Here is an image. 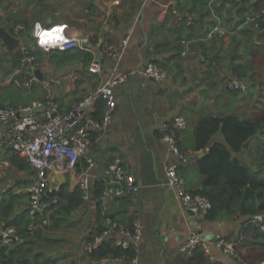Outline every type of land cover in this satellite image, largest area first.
Returning a JSON list of instances; mask_svg holds the SVG:
<instances>
[{
	"label": "crops",
	"instance_id": "crops-1",
	"mask_svg": "<svg viewBox=\"0 0 264 264\" xmlns=\"http://www.w3.org/2000/svg\"><path fill=\"white\" fill-rule=\"evenodd\" d=\"M232 1H208L210 11L205 19L208 30L205 36L200 37L199 30H190L189 27L194 22L195 10L199 8L193 0H73L71 3L74 10L70 12L64 7L69 0H0V25L19 38L20 42L21 38H26L28 43L25 45L30 51V47H36L31 34L35 21L45 25L66 22L72 34L87 35L93 48H54L49 52L40 49V56L31 51L37 58L35 66L21 69L19 63L13 64L12 57L15 52L20 54L19 47L8 50L6 42L0 37V87L15 85V79H18L21 84L16 85L25 88L22 83L28 81L31 83L30 89H25L35 93L25 102H1L3 105H19L34 98L54 96L62 108L69 107L102 82L103 78L87 70L90 60L97 58V50L103 54L101 46L97 44L118 43L127 39L115 63L112 62L114 58L104 54L100 58L104 73L118 68L128 72V78L115 86L116 107L102 140L89 144L87 150L96 161L94 173L97 175L109 161L118 156L139 184L136 193L113 198L105 205L107 211L115 213L125 224H130L133 219L142 223L143 238L134 249L138 257L135 264H252L244 254L254 249V246H263L242 242L240 234L246 217L241 214L209 219L206 218L207 213L191 214L182 206L175 188L166 182L167 164L178 161V158L159 136V125L162 122L173 123L174 116H184L186 126L175 128V134L187 161H178V170L184 177L185 186L195 192L201 187L204 176L197 160L204 155L205 150L195 149L194 145L193 130L199 117L204 114L221 115L231 110L237 113L236 108L244 101L242 94L250 86L245 77L238 78L224 65L218 64L221 52L216 47L220 44V38L226 40L228 35L207 36L217 22L228 29L229 33L239 28L237 26L241 22H237L240 18L236 9L231 8L229 11ZM186 14L192 20L190 23L183 19ZM228 15L232 17V27L229 28L224 25ZM18 23L24 27L15 34L14 25ZM214 53H217L216 59L209 60L206 57ZM149 61L167 71L163 80H155L140 72ZM36 69L43 74L42 78L33 73ZM27 72L31 73L30 77H27ZM232 79L242 80L244 86L231 88L233 90L227 92V84ZM47 80L49 84L46 85ZM100 99H97L92 112L94 116L101 115L103 107L100 111L97 106ZM222 139L221 134L216 132L211 142ZM254 140L246 141V145L244 142L239 152H232L251 168L254 161L252 158L247 159L245 154ZM256 143L257 152L264 149V144L259 147ZM9 155L8 152L0 155V177L4 176L0 181V193L11 191L19 195L25 191L28 196L26 188L32 181L34 170L30 166L32 172L29 173L26 169L16 167ZM20 171H26L27 174L16 180L17 174L22 173ZM11 172L16 173L14 177ZM54 174L57 182L51 186L52 189L68 181L66 173L54 171L51 175ZM73 182L70 188L75 186ZM27 202L28 197L27 201L15 209L16 213L21 211L23 205L27 209ZM95 206L96 201L92 199L83 204L72 217L78 221L79 216L87 210L91 229H94ZM192 230H199L213 240L219 236L227 237L235 243L238 256H232L215 246L211 247L209 253L201 250L180 252L179 245ZM67 239L70 246L65 244L62 252L68 256L58 263L87 264L79 241Z\"/></svg>",
	"mask_w": 264,
	"mask_h": 264
},
{
	"label": "built area",
	"instance_id": "built-area-1",
	"mask_svg": "<svg viewBox=\"0 0 264 264\" xmlns=\"http://www.w3.org/2000/svg\"><path fill=\"white\" fill-rule=\"evenodd\" d=\"M239 1V0H236ZM165 10V9H164ZM175 11V10H174ZM264 15V8L260 12H248L245 14L242 24H253L258 26L257 19ZM182 15L179 16L181 18ZM188 23L192 20L188 14L184 18ZM39 23L44 30L52 27H61L62 35L67 38V43L57 41L51 45L41 46L38 37L34 35V26ZM23 24L14 25V33L18 34L23 28ZM69 25L66 22H55L49 25L35 21L32 24L31 34L35 46L42 51L49 52L51 49L68 50L73 48H86L92 50L88 36L84 34H72L68 31ZM229 30L221 26L218 22L209 30L207 36H225ZM127 39L124 38L118 43H98L102 48V53L106 57L117 58L122 51ZM96 45V46H97ZM19 68L25 69L35 66L36 55L31 53L27 45L20 44ZM102 54V55H103ZM88 72L97 74L102 79L98 87L86 92L79 99L71 103L67 108H62L54 96L45 98H34L31 101L19 105L0 104V155L4 152L18 154L26 159L33 168V177L26 188L28 193L27 209L30 215H34L44 206L42 196L49 187L51 174L61 171L69 174L74 185L78 186L82 192L85 204L92 200V189L96 180L102 179L105 183L101 194V201L106 204L115 197L130 195L139 190V184L135 176L126 170L123 160L116 156L108 162L104 170L98 175L94 173L96 161L88 154V146L93 142L102 140L104 132L109 127L114 109L116 107L115 86L124 82L128 78V72L113 68L111 72L104 73V65L100 59L92 58L87 65ZM140 72L155 80H163L167 71L155 62L146 63ZM58 81V80H56ZM16 84H21L15 79ZM49 84L48 80L45 81ZM26 89H30V82L22 83ZM230 88H242L243 81L232 79L228 82ZM103 99L104 104L101 115L92 114L97 99ZM186 119L182 115L174 116V122L164 121L159 125V136L165 140L169 150L177 156L178 161H187L186 154L179 148L175 128H184ZM178 161H170L166 169V182L173 186L177 192L182 206L186 210H191L197 214H206L210 207V200L198 192H192L185 186L183 175L178 170ZM70 177V178H71ZM254 218L262 221L263 215L256 214ZM30 228L32 225L30 224ZM107 238H112L116 245L127 248L133 245L136 250L137 245L143 238L142 223L138 219H133L132 226L111 218H106L103 229L94 233L91 239L81 243L84 253H91L98 245ZM17 239L16 229L13 225L0 223L1 244L10 247ZM220 248L222 251L238 256L235 243L225 236H219L210 241L199 230H192L185 240L179 245V251L190 253L201 250L209 253L212 246ZM128 259L129 264H135L138 260L136 254L132 256L122 255L117 257H104L100 260L92 259L89 264H100L105 262H121ZM252 264H264L259 261Z\"/></svg>",
	"mask_w": 264,
	"mask_h": 264
},
{
	"label": "trees",
	"instance_id": "trees-1",
	"mask_svg": "<svg viewBox=\"0 0 264 264\" xmlns=\"http://www.w3.org/2000/svg\"><path fill=\"white\" fill-rule=\"evenodd\" d=\"M193 1L200 8L196 9L198 11L194 22L189 24V27L190 30H199V36L203 37L208 30L205 19L210 11L209 0ZM231 8L236 9V14L240 18L237 22L240 23L246 13L260 12L264 8V0H234L230 3L229 11ZM220 10L221 7L219 12ZM192 11L190 8V12ZM212 19L214 20V18ZM224 22L226 27H232L231 15H228ZM257 22V27L250 23L243 24L228 33L226 40L219 37L221 41L216 48L221 52L218 58L219 66L224 65L232 75L238 78L245 77L250 83L251 92L259 93L264 101V15H260ZM30 49L39 56L42 55L37 46L30 47ZM20 56L17 52L12 54L14 65L19 63ZM226 90L230 92L233 89L227 86ZM103 104V99H100L97 105L100 111ZM263 130L264 106L256 116L251 117L239 115L233 110L221 113V115H201L193 130L195 149L205 150L204 155L197 160L199 169L204 176L201 187L195 192L206 196L211 202L206 218L232 217L236 213L246 217L242 223V233L240 234L242 242L263 245L254 246V249L244 254V257L248 258L251 263H256L258 260L264 261V229L261 227L264 219L260 221L254 218L256 214H261L264 218V175H259V172L263 171L264 165H258L255 170L232 152H239L243 148L244 142L252 138L256 139L260 147L264 144V140H261ZM216 132H219L223 139L211 142V137ZM260 150L264 155V150ZM9 158L16 167L26 169L29 173L32 172L29 162L20 155L11 154ZM104 185L102 179L94 182L92 199L96 201V222L95 228L88 232L85 240L91 239L94 233L103 229L106 218L121 222L115 213L106 210V204L100 199ZM0 194V223L13 225L18 236L15 244L10 247L1 244L0 241V264H42L43 259L47 261V264H65L58 263V261H63L68 256L67 253L61 251L65 244L70 246V243L66 237L60 235V232L65 234L63 232L65 225H62L63 219H67L68 225L77 222L72 216L77 214L78 209L85 204L80 188L78 186L70 188L68 181L62 183L58 188H47L42 196L44 206L34 216H30L25 205L23 208L21 207V211L17 213L15 211L18 206L27 201L28 196L25 191L19 195L11 191ZM124 196L126 195L118 197L123 198ZM49 209L51 210L49 211ZM30 223L33 224L31 228L29 227ZM131 223L124 224L131 227ZM134 254L133 245L121 248L115 244L112 238H107L91 253H85V258L89 264L92 259L100 260L104 257L113 258ZM103 264H129V261L125 259L121 262H105Z\"/></svg>",
	"mask_w": 264,
	"mask_h": 264
},
{
	"label": "rangeland",
	"instance_id": "rangeland-1",
	"mask_svg": "<svg viewBox=\"0 0 264 264\" xmlns=\"http://www.w3.org/2000/svg\"><path fill=\"white\" fill-rule=\"evenodd\" d=\"M73 0H69V2L65 5L62 4L61 6L65 5V9L67 10V12L73 11L74 7L73 4L71 3ZM200 8V6H199ZM198 10H196L194 13H196ZM1 70H3V68H1ZM18 85H7L5 87H0V102H3L5 104L7 103H11V102H15V103H22L27 101L30 97L34 96L35 93L34 92H28V90H26L25 88H21ZM249 90H252L249 88ZM247 88L244 90L243 92V100L241 105L238 106L236 108L237 113L245 115V117H251L254 115H257L259 113V111L261 110V108H263L264 106V101H262V98L260 97L259 93H255V91L251 92L249 91ZM251 92V94H250ZM246 94V95H244ZM246 97V98H245ZM261 140H264V130L263 133H261ZM255 142H257L256 140H254V142L250 143V145H252V147L250 148V150H248L246 152V157L247 159H251L254 161L251 163L252 167L254 169L258 168V165L260 166L261 164L264 165V155H262L261 150L259 149L258 152L256 150V146H255ZM258 143V142H257ZM256 143V144H257ZM264 150V149H263ZM22 173H20L21 175L17 174L16 180H18L19 178H23L24 176H26L27 172L25 171H20ZM5 173H8L7 171ZM10 173V172H9ZM260 176L264 175V169L263 171L259 172ZM12 176L14 177L16 173L11 172ZM55 174L54 176H51V179L49 181V188L52 189V185L56 184L57 180H56ZM69 174H65V178L69 181V183L73 182V178L71 177ZM4 179V176L0 177V181H2ZM71 181V182H70ZM51 209H49L50 211ZM86 212H84L83 214H81L79 216V220L76 222V225H68L67 224V219H63V224L65 225L63 230L67 232H64L65 234H62L60 232V235H63L64 237L70 238L73 241H79V246L80 244L85 241L86 239V235L88 234V232L91 230L92 226L90 225V221H89V212L87 210H84ZM223 218H228V217H223ZM215 219V218H212ZM264 219V218H263ZM264 229V221L263 224L261 226ZM61 231V230H60ZM208 238V240L212 241L213 239L209 238L208 236H206ZM75 239V240H74ZM212 246V245H211ZM214 247V246H212ZM62 252V251H61ZM63 253V252H62ZM84 260L86 261V258H84Z\"/></svg>",
	"mask_w": 264,
	"mask_h": 264
},
{
	"label": "water",
	"instance_id": "water-1",
	"mask_svg": "<svg viewBox=\"0 0 264 264\" xmlns=\"http://www.w3.org/2000/svg\"><path fill=\"white\" fill-rule=\"evenodd\" d=\"M0 37L6 42L7 44V48L8 50H15L16 48H18L20 46V43L22 42V44H26L28 43L27 42V39L26 38H21V42L19 40V38H16L14 37L9 31H7L3 26L0 25ZM97 58H102V54L100 53V51L97 50V55H96ZM209 60H214L216 59L217 57V53H214L213 55H207L206 56ZM112 62L115 63L116 60L115 59H112ZM33 73L35 75H37L39 78H42L43 74H41L40 70L39 69H36L33 71ZM31 76V73L30 72H27V77H30ZM153 78V77H151ZM154 79V78H153ZM174 120V119H173ZM246 145V142L245 144ZM189 212L191 214H194L193 211L189 210ZM42 264H47V261L45 259L42 260Z\"/></svg>",
	"mask_w": 264,
	"mask_h": 264
},
{
	"label": "clouds",
	"instance_id": "clouds-1",
	"mask_svg": "<svg viewBox=\"0 0 264 264\" xmlns=\"http://www.w3.org/2000/svg\"><path fill=\"white\" fill-rule=\"evenodd\" d=\"M34 35L38 37V43L41 46L51 45L57 41L67 43V38L62 35L61 27H52L50 30H44L39 23L34 26Z\"/></svg>",
	"mask_w": 264,
	"mask_h": 264
}]
</instances>
